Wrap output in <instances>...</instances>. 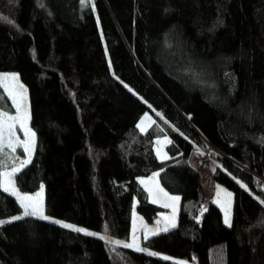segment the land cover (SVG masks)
Returning <instances> with one entry per match:
<instances>
[{"label": "trees", "instance_id": "trees-1", "mask_svg": "<svg viewBox=\"0 0 264 264\" xmlns=\"http://www.w3.org/2000/svg\"><path fill=\"white\" fill-rule=\"evenodd\" d=\"M0 72L23 83L36 138L15 184L43 186L47 216L128 240L134 209L147 223L166 211L139 184L159 173L177 222L145 249L264 264V0H0ZM145 113L155 123L141 132ZM193 153L232 193L231 226ZM17 165L0 154V221L21 211L1 185ZM0 264L175 263L24 217L0 224Z\"/></svg>", "mask_w": 264, "mask_h": 264}, {"label": "snow or ice", "instance_id": "snow-or-ice-1", "mask_svg": "<svg viewBox=\"0 0 264 264\" xmlns=\"http://www.w3.org/2000/svg\"><path fill=\"white\" fill-rule=\"evenodd\" d=\"M0 81H8L9 83H5L4 87L8 92V95L12 99V103L16 108L17 115L15 116H9L7 113H0V117H5L6 119L0 118V152H3V146L5 143V133H7V146L12 149L13 152L16 150V143L13 142L12 137L15 135L14 133V128L16 127V124L19 123L20 127L24 130L25 136H27V140L24 142H19L17 143H22L24 152L27 153V159L21 160L19 162L18 166H15L12 168L11 172L5 171L3 173V189L5 192H8L10 189L12 191L13 195H16L18 200L20 201V206L23 210V216H16L13 217V220H19L22 219L23 217L26 216H32V217H37L39 219L43 220H48L49 217L44 214V202H43V186H41V191L36 193L35 196L31 195H20L18 190L15 189L14 187V181L12 180V176L19 172L23 167H25L27 164L31 163V158L34 150V144H35V133L31 131L30 128L27 126V120L29 119L28 112L27 110L22 111L23 107V101H24V96L22 92H14L13 91V86L12 82H18V77L16 75H11V76H5V77H0ZM15 87L23 89V85H20L18 83L15 84ZM157 115H160L157 113ZM145 121H150L151 123H155V121L151 120V117L145 116L140 124L137 125V127L140 128V131L143 132L145 131ZM157 143H170V141H158ZM157 154L160 156L162 160L169 159L170 157L167 156L166 153H161V149H157ZM159 173L154 174L153 180H155V177L158 176ZM142 184H145L146 186L148 185V181H141ZM242 187H246L242 185ZM156 189L159 193H162L163 197H166L168 201H171V203H165V207H171L173 210V216L171 218L165 217L166 220L171 223L172 227H175V211H176V203L179 201L178 196H168L166 192L163 191L162 188H159V185H156ZM220 191H224L223 189L218 190L217 195H219ZM150 194L153 196V203L158 202V197L156 192H153L151 188H149ZM229 197L231 196V193L227 194ZM257 199H259L257 197ZM219 203V201H217ZM261 204H264V200L259 201ZM229 207H230V201L228 202ZM229 207H225V217H224V222L226 224H229L231 226V221H230V213H229ZM10 222V221H0V224ZM55 223L61 224L62 227L64 228H69L72 229L73 231L76 232H83L86 235H98L96 233H92L87 231L84 228L76 227L71 224L63 223L61 221H54ZM159 223V222H157ZM142 227L145 228V236L144 239H148V233H151L152 235L158 234L159 231H168V227L165 226L163 229H149L147 228L146 225H142ZM106 230V226H105ZM103 239V237H100ZM111 243L117 244V245H122L125 248H135L136 251H147L146 249H143L139 246V238L135 235V229L133 231V236H132V242L131 243H124L122 241H110ZM149 255H156V253L149 252ZM163 259L167 260L169 257H162ZM176 264H180V262H176Z\"/></svg>", "mask_w": 264, "mask_h": 264}, {"label": "rangeland", "instance_id": "rangeland-1", "mask_svg": "<svg viewBox=\"0 0 264 264\" xmlns=\"http://www.w3.org/2000/svg\"><path fill=\"white\" fill-rule=\"evenodd\" d=\"M83 1L86 2L87 0H83ZM11 75H16L17 76V74H15V73L0 72V77L11 76ZM5 83H9V82L8 81H0V113H7L9 116H15V115H17L16 108L13 105L12 99L8 95V92H7V90L4 87V84ZM16 83H18L20 85H23V83H21V81L18 78V82H12V86H13V91L14 92H18V93L19 92H22L23 93L24 101H23L22 111L26 109L27 112H28V116H29V102H28L27 91H26L24 85H23V89H20V88L15 87V84ZM145 116L151 117V115L149 113H145L143 115V117L141 118V120ZM0 118L6 119L5 117H0ZM141 120L139 121V124H140ZM151 120H152V118H151ZM151 124L152 123L150 121H145V131L149 128V126ZM27 126H28V128H30V126H29V119L27 120ZM13 131H14L15 135L12 137V140H13L14 143H16V150H15V152H13L12 149L7 146V133H5V143H4V146H3V152H0V154H5L8 157L12 158L13 160H16V162L19 165V162L21 160L27 159V153L24 152L23 144L22 143H17V141L24 142L28 138H27V136H25L24 130L20 127L19 123L16 124V127L14 128ZM31 131L33 132L32 129H31ZM35 143H36V138H35ZM158 148L161 149V153L163 154L164 143H157L156 144V147H155L156 155H157V157L159 159H161L160 156H158V154H157V149ZM34 149H35V144H34ZM33 152H34V150H33ZM207 158H208V164L206 163L205 166H203L201 163L200 164H196V167L200 168V171L203 172V174L207 172V165H208V169L210 168L209 167L210 166V160H209L208 155H207ZM200 160H203V159H200ZM11 171L12 170H7V172H11ZM3 173L1 175V185H3V180H4ZM17 173H15L12 176V180L14 181V187H15V189L18 190V192H19L20 195H31V196H35L36 193H38V192L41 191V186H40V188L37 191H35L33 193H23V192L19 191V189L17 188V186L15 184V180H14L15 175ZM152 178L153 177L139 179V184L149 194V198H150V201L152 203H153V196L150 194L149 188H151L153 190V192H156L157 197H158V202L153 203V204H155V205H157V206H159L161 208H164L166 210L164 213L159 214L158 217L152 223H147L139 214L136 213V211L134 209L133 215H132L131 233H130V238L128 240H118V239H114V238H111V237H107V236H105L103 234H100V233H97V232L90 231V230H87L86 229L89 232L98 234V235H90V236H94V237H98V238L103 237V240H106L108 242H110V241H122L124 243H131L132 242L133 231L135 229V235L139 238V246L141 248L145 249L142 246V242L145 240L144 239V236H145V228L142 227V225H146L147 228H149V229H163L165 226L168 227V230L171 229V228H173L171 226V223H169V221L165 219V217L171 218L173 216V210H172L171 207H165L164 206L165 203H171V201H168L166 197H163L162 193H159L157 191L156 185L157 184L159 185L157 176L155 177V180H153ZM142 180L148 181L149 182L148 185L146 186L145 184H142L141 183ZM2 188H3V186H2ZM159 188H161L160 185H159ZM220 189H223L224 191H220L219 192V195H217V192ZM8 193L10 195H12L17 200V202L20 205V201L18 200V198H17L16 195H13L12 194L11 189L8 191ZM228 193H231V192L228 189H226L225 187H223L221 185H218V184H213V186H212V197H211V199L213 200V202L221 210L223 223L226 226H229V224H226L224 222V217H225V211H224V209H225V207H229V204H228L229 201H230V207H229L230 221H231V215H232V193H231V196L230 197L227 195ZM168 196H172V195H169L168 194ZM217 201H219V203ZM43 202H44V189H43ZM178 209H179V201L176 203L175 225H176V222H177ZM44 214H45V212H44ZM16 216H23V210H22V208H21L20 213L14 215L12 217L6 218L5 220H1V221H14L12 218L13 217H16ZM26 217H32V216H26ZM34 218H37V217H34ZM45 221H49V222L55 223L54 221H58V220L49 217V219L48 220H45ZM157 222H159V223H157ZM162 232H165V231H159L158 234L159 233H162ZM151 236H153V235L151 233H148V238L151 237ZM114 245L119 246V247H123L122 245H117V244H114ZM129 249L135 250V248H129ZM140 252H143L145 254H148L149 252H152V251L147 250V251H140ZM152 253H156V252H152ZM151 256H156V257H159V258H162V257H165L166 256V257H169V259H167V261L173 262L175 264H176V262H180V264H191V263H189L187 261H184V260H181V259H178V258H175V257L167 256V255H164V254H160V253H156V255H151Z\"/></svg>", "mask_w": 264, "mask_h": 264}, {"label": "built area", "instance_id": "built-area-1", "mask_svg": "<svg viewBox=\"0 0 264 264\" xmlns=\"http://www.w3.org/2000/svg\"><path fill=\"white\" fill-rule=\"evenodd\" d=\"M203 159V160H200ZM190 166L198 173L200 178L201 190L204 197H209L212 193V181H211V174L208 169L207 165V172L203 174L200 171V168L196 167V164H202L203 166L208 164L207 155H200L198 153H193L189 159Z\"/></svg>", "mask_w": 264, "mask_h": 264}, {"label": "crops", "instance_id": "crops-1", "mask_svg": "<svg viewBox=\"0 0 264 264\" xmlns=\"http://www.w3.org/2000/svg\"><path fill=\"white\" fill-rule=\"evenodd\" d=\"M151 177H153V176H151ZM148 197H149V194H148ZM149 200H150V198H149Z\"/></svg>", "mask_w": 264, "mask_h": 264}]
</instances>
